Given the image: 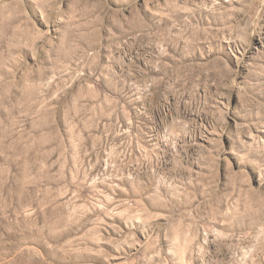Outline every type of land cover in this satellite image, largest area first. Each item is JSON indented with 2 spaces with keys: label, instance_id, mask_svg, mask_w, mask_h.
Returning <instances> with one entry per match:
<instances>
[{
  "label": "rangeland",
  "instance_id": "rangeland-1",
  "mask_svg": "<svg viewBox=\"0 0 264 264\" xmlns=\"http://www.w3.org/2000/svg\"><path fill=\"white\" fill-rule=\"evenodd\" d=\"M0 264H264V0H0Z\"/></svg>",
  "mask_w": 264,
  "mask_h": 264
}]
</instances>
